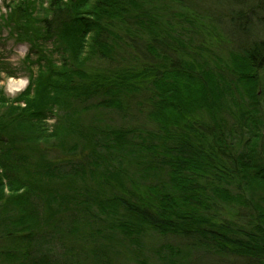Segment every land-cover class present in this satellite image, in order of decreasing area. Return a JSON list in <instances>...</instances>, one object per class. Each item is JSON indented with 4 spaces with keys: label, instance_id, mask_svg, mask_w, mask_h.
<instances>
[{
    "label": "trees",
    "instance_id": "1",
    "mask_svg": "<svg viewBox=\"0 0 264 264\" xmlns=\"http://www.w3.org/2000/svg\"><path fill=\"white\" fill-rule=\"evenodd\" d=\"M34 1L3 16L47 60L16 97L0 85V264H46L29 255L46 235L96 264H145L152 236L188 245L162 264H264V18L262 39L217 57L182 0H47L41 18ZM133 107L149 122L92 115Z\"/></svg>",
    "mask_w": 264,
    "mask_h": 264
},
{
    "label": "rangeland",
    "instance_id": "2",
    "mask_svg": "<svg viewBox=\"0 0 264 264\" xmlns=\"http://www.w3.org/2000/svg\"><path fill=\"white\" fill-rule=\"evenodd\" d=\"M10 1L11 0H0V85L8 97L14 98L19 92L26 89L29 85V81L36 78L40 70H45V61L47 59H43L42 57L39 59L36 54H31L27 58L30 52L29 48L31 46V41L4 27L3 16L8 13L6 4H10ZM182 2L184 3H182V7L186 4V8L195 9L197 15H199L202 20L206 18L204 21L200 22L203 28L200 29V34H198L199 37L195 35L196 38L198 37L196 39L190 35V38H193L192 40L197 41L194 43V47L198 46L201 42H208L207 44L212 47H217L222 50L214 49L216 50L215 55L220 57L228 51V49L238 51L244 46L253 43V41L263 38L261 19L264 18V9L262 8L263 5H261L263 4L262 0H182ZM34 4L33 8H31L32 14L35 18H41L46 14L47 0H35ZM253 10L254 12L252 13ZM46 47L47 51L39 44V48L44 50L46 58H50L53 63L58 64L64 60L54 48ZM172 53L174 52H171V54ZM90 65L92 68H94V66L100 67L98 61H94L92 64L90 63ZM132 111L134 115L132 117L133 119H126L121 115L112 112L106 113L102 110H97L93 112L92 115L95 117L97 115L104 122L116 126H128L133 123L136 124V122L138 124L149 122V118H145L142 114L140 115L137 112V108L133 107ZM49 118L47 122L52 126V124L56 122L57 117L50 115ZM53 156H55L56 159L59 158L57 154ZM5 184V182H2L4 188L1 186L0 191V194L3 196L2 203H6V197L9 196V191H7L8 187H6ZM38 206H40V204H38ZM145 244H148L149 247V251H146L145 256H143L145 264H162V257L165 260H169V247L173 248V253H180L185 251L188 246L187 243L173 236L165 237V240L159 239L157 236H152L149 243H147L146 240ZM73 245L74 243L67 239L66 236L62 239L59 235H46L45 237H40L32 244L29 252V255H31L30 260H32V257L34 259H41L42 257V259L47 261V263L45 262L46 264H69V259L75 262H85L84 264H96V260H92L91 257L89 259L87 258V260L82 258L84 255L80 253V248L78 249ZM164 246H168L166 249H162L164 254L159 256V254H157L159 251L153 254L155 251L152 248H157V250H159L160 247ZM185 255L183 258L185 259V257H187L186 261H183L181 258L182 262L179 264H190L194 259L200 260V264H214V262H216V260L212 262L210 257H207V259L202 258L199 254L191 251L185 253ZM101 257L105 264L115 263L111 254H105ZM20 263L22 262L20 261ZM232 263L240 264L241 262L238 259L233 260L230 258L222 263H218L217 261L215 264ZM131 264L136 263L133 262Z\"/></svg>",
    "mask_w": 264,
    "mask_h": 264
}]
</instances>
